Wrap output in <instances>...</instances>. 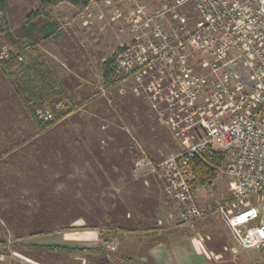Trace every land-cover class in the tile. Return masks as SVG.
<instances>
[{"label":"rangeland","instance_id":"1","mask_svg":"<svg viewBox=\"0 0 264 264\" xmlns=\"http://www.w3.org/2000/svg\"><path fill=\"white\" fill-rule=\"evenodd\" d=\"M138 1L153 7L172 3ZM132 6L131 2L112 0L109 8L100 7L103 11L97 17L103 20V29L118 30L119 23L111 18L113 11L125 12ZM91 7L100 9L90 5L65 20L58 18L62 34L79 42L81 33L64 31L68 22L78 19L90 27L91 35ZM5 21L8 34L5 38L0 32V50L10 48L20 59L22 47L34 46L32 36L23 37L24 30L9 31ZM124 39L105 53V59H112ZM102 62L79 60L75 62L79 74L63 76L74 106L67 100L62 103L73 112L46 131L37 132L26 115V119L11 123L0 116V264H112L109 260L120 257L136 262L144 252L130 253L129 248L158 240L166 246L197 241L208 264L258 262L257 250L242 248L216 213L189 226H176L166 219L169 205L149 164L160 162L180 147L168 128L157 121L142 86L131 78L104 83ZM7 97L0 84V100ZM57 106L63 107L61 103ZM227 187L228 178L216 174L197 185L195 193L198 201L204 202L225 195ZM39 244H95L101 248L94 252L48 251L35 246ZM201 257L190 253L188 260L195 262Z\"/></svg>","mask_w":264,"mask_h":264},{"label":"built area","instance_id":"2","mask_svg":"<svg viewBox=\"0 0 264 264\" xmlns=\"http://www.w3.org/2000/svg\"><path fill=\"white\" fill-rule=\"evenodd\" d=\"M120 1L133 6L111 17L128 37L112 55L110 79L140 84L180 147L150 164L168 221L189 226L216 213L242 248L257 250L261 262L250 264H264V0ZM16 56L3 47L0 67ZM52 110L39 118L51 119ZM196 162L228 178L225 195L198 201Z\"/></svg>","mask_w":264,"mask_h":264},{"label":"crops","instance_id":"3","mask_svg":"<svg viewBox=\"0 0 264 264\" xmlns=\"http://www.w3.org/2000/svg\"><path fill=\"white\" fill-rule=\"evenodd\" d=\"M37 6L38 5L36 1L34 0H31L30 2H28L27 0H4L3 15L7 19L9 31H11L12 29H19V31L24 30L25 35H23V37H26L27 35L29 37L32 36L31 43L34 44V47H36V49L45 56L46 60L51 64L58 77H60L63 83H65L64 85H66V82L64 81L63 76H68V73L71 72H75L78 75L80 72L78 66L75 65V62L79 60L92 61L94 59L102 62L105 59V53L115 48L117 43L120 42V39H123V36H125L126 39L128 37V34L125 31L123 35V33H119L116 28L106 31L103 29L105 25L101 24V21L103 20L99 21V16L97 17V14L99 15L100 13H102L103 9L101 8H109V6H98L99 8L101 7L100 9L98 8L99 11L96 7H91V19L93 21L91 29L93 30V32L91 33V35L89 33L90 27H88L84 22H81L82 20L76 19L72 22H68V26L66 24H63L64 26H67V29L64 31L72 29L78 34H82L83 37L81 38V40L80 38L79 40L77 39L79 42H74V39H70V35L68 34H62V31H60L61 26H59L58 24V18L65 20L64 18H66L69 14L78 13L79 11L81 12L84 10V8H80L76 5H72L68 2L62 1L52 8L54 17L50 21L44 16L38 15L32 19L30 24L26 23L23 18H26L30 11L34 10ZM52 23L54 24V26L56 25L55 33H53L49 37L43 38L42 33H46L48 30H50ZM11 42L15 45L21 44V42L19 41L11 40ZM0 84L4 86L6 92L8 93L7 100H0V116L4 118L6 123L14 122V120H17V118H25L24 115H26V113L24 112L19 99L17 98L10 84L5 78L2 70H0ZM160 184L163 189V184L161 181ZM161 241L158 240L157 243H153L147 246L130 247L128 250L130 253L138 252L140 249L144 252V254L139 258V261H127L121 259L120 257V260L112 259L109 260V263L208 264L207 258L202 250V246L197 241L185 242L187 240H183L182 243H170L167 244V246L163 245ZM93 245V247H97L95 246V244ZM98 248L101 247L98 246ZM105 253H107L106 250ZM109 253H112V250ZM190 253L192 255L193 253H196L197 256L203 255V257L193 262L192 260H188V256L190 257ZM96 254L98 253H93V255ZM108 257H111V254L108 255ZM144 259H146V261ZM258 260V262H261L260 256Z\"/></svg>","mask_w":264,"mask_h":264},{"label":"trees","instance_id":"4","mask_svg":"<svg viewBox=\"0 0 264 264\" xmlns=\"http://www.w3.org/2000/svg\"><path fill=\"white\" fill-rule=\"evenodd\" d=\"M37 7L26 16V22L31 23L32 19L42 15L49 21L54 17L52 8L59 2H68L80 8L85 7L90 0H35ZM4 0H0V32L6 38L8 30L6 21L3 16ZM50 30L42 33V37H49L56 31V25L51 24ZM20 59L13 57L5 67L3 73L8 83L12 87L15 95L19 99L24 112L32 120L37 132H44L60 121L62 118L73 112L63 104L67 100L73 105L69 97L68 90L65 88L63 81L58 77L51 64L45 56L40 53L36 47H22L18 51ZM111 59H105L101 64V75L104 83L112 85L111 78ZM63 106L56 110L54 107L58 104ZM52 108L53 116L49 120L39 118L38 112L46 107ZM74 106V105H73ZM72 106V107H73ZM215 165L219 160H212ZM196 177L193 181L194 188L209 182L216 176L214 168L208 167L200 162L194 165ZM48 251H67V252H94L99 251L97 247H77L65 246L61 244H39L35 245Z\"/></svg>","mask_w":264,"mask_h":264}]
</instances>
